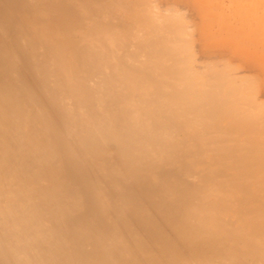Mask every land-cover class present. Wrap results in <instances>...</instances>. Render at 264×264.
Wrapping results in <instances>:
<instances>
[{
	"label": "bare ground",
	"instance_id": "1",
	"mask_svg": "<svg viewBox=\"0 0 264 264\" xmlns=\"http://www.w3.org/2000/svg\"><path fill=\"white\" fill-rule=\"evenodd\" d=\"M0 264H264V0H0Z\"/></svg>",
	"mask_w": 264,
	"mask_h": 264
},
{
	"label": "rangeland",
	"instance_id": "2",
	"mask_svg": "<svg viewBox=\"0 0 264 264\" xmlns=\"http://www.w3.org/2000/svg\"><path fill=\"white\" fill-rule=\"evenodd\" d=\"M215 56H218V54L217 55H215ZM236 58V57H235ZM220 59V58H219ZM233 59H234V57H232L231 58V60L233 61ZM237 59V58H236ZM236 59H235V61H236ZM229 60V59H228ZM237 62V61H236ZM236 62H232V63H236ZM246 70V69H245ZM239 71H241L242 72V69L241 70H239ZM248 71V70H247ZM245 71L243 70V73H244ZM248 72H250L251 73V71H248Z\"/></svg>",
	"mask_w": 264,
	"mask_h": 264
}]
</instances>
